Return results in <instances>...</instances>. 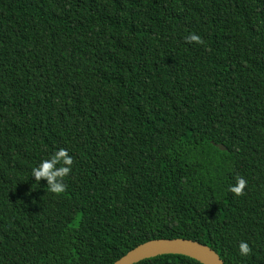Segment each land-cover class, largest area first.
I'll return each instance as SVG.
<instances>
[{
  "label": "trees",
  "instance_id": "trees-1",
  "mask_svg": "<svg viewBox=\"0 0 264 264\" xmlns=\"http://www.w3.org/2000/svg\"><path fill=\"white\" fill-rule=\"evenodd\" d=\"M60 148L53 194L31 172ZM177 238L264 264V0H0V264Z\"/></svg>",
  "mask_w": 264,
  "mask_h": 264
},
{
  "label": "clouds",
  "instance_id": "clouds-1",
  "mask_svg": "<svg viewBox=\"0 0 264 264\" xmlns=\"http://www.w3.org/2000/svg\"><path fill=\"white\" fill-rule=\"evenodd\" d=\"M187 43L203 44L201 36L195 33H190L185 37ZM73 158L69 155L65 148H60L55 151L50 158L42 160L37 167L32 168L31 176L36 182L43 180L47 181V188L53 194H61L66 191L64 178L72 172ZM248 181L239 176L236 178L235 185H230L228 191L235 196H243L244 189L247 187ZM239 254L248 256L252 253V248L246 241H240L238 245Z\"/></svg>",
  "mask_w": 264,
  "mask_h": 264
},
{
  "label": "water",
  "instance_id": "water-1",
  "mask_svg": "<svg viewBox=\"0 0 264 264\" xmlns=\"http://www.w3.org/2000/svg\"><path fill=\"white\" fill-rule=\"evenodd\" d=\"M225 150L222 144H214ZM162 255H180L197 261L200 264H224L217 253L206 245L188 239L151 240L133 248L113 264H137L143 260Z\"/></svg>",
  "mask_w": 264,
  "mask_h": 264
}]
</instances>
